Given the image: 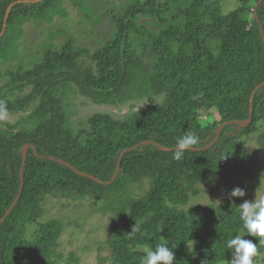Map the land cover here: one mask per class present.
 I'll use <instances>...</instances> for the list:
<instances>
[{
    "label": "trees",
    "instance_id": "trees-1",
    "mask_svg": "<svg viewBox=\"0 0 264 264\" xmlns=\"http://www.w3.org/2000/svg\"><path fill=\"white\" fill-rule=\"evenodd\" d=\"M15 1L19 0H0V34L3 33L6 9ZM203 1L196 0L185 10L183 29L169 27L153 38L149 48L156 61L152 66L129 44L115 40L91 56L95 71L79 69L76 54L67 49L61 53H48L42 64L23 79L33 86V93L39 98L31 117L39 121L40 129L45 132L31 140L33 148H29L26 158L22 156L26 141L0 155V218L17 195L21 171L24 178L19 201L0 224V264H50L47 258L54 251L60 223L40 225L32 241L24 239L26 223L34 221L39 213L40 189L49 184L63 188L88 184L94 188V196L103 198L104 209L114 218L111 249L115 264H141L143 255L132 250L133 246L155 249L157 244L166 243L175 252L174 264H202V261L218 264L233 253L227 242L237 234L259 243V238L250 236L243 227L239 207L234 204L188 211L166 204L185 201V189L180 184L183 179L198 183L220 176L225 180L229 172L225 162L228 147L236 146L237 141L252 129L251 126L226 125L209 149L185 151L182 158L176 160L173 158L176 142L185 134L192 132L199 137L193 146L198 149L207 147L217 136L220 125L201 126L196 111L216 107L225 114L222 123L247 120L250 97L254 89L264 83L261 38V31L264 34V0L257 4L250 21L242 10L221 16L209 5L204 6ZM37 5L41 4L14 5L8 23L14 20L18 11L27 16ZM200 8L202 12H199ZM134 13L159 15V11L145 7H135ZM201 16L205 18L203 24L196 20ZM203 33L206 35L202 38ZM209 36L221 40L216 54L204 46ZM171 43L176 45V51ZM188 46L191 47L189 54L186 52ZM68 82L80 95L97 103L118 104L159 95H164V102L138 111L124 123L105 115H93L89 120L91 132L87 134L94 138L76 160L68 163L81 173L79 175L50 159L62 160L51 153L50 147L55 139L62 138L60 129L64 117L55 95L65 89ZM0 104L6 110L12 109V106ZM252 111V119L258 112L264 116V85L254 94ZM261 140L264 153V134ZM146 141L150 143H144ZM126 149L130 150L122 157L120 170L110 185L101 186L87 177L109 183L120 155ZM145 179L153 183L150 194L133 204L126 200L128 187ZM115 201L122 205L128 201V206L133 208L130 215L121 214L122 210L113 204ZM135 225L136 230L132 232ZM192 243L196 245L187 253V247ZM258 250L263 247L258 246Z\"/></svg>",
    "mask_w": 264,
    "mask_h": 264
},
{
    "label": "rangeland",
    "instance_id": "rangeland-1",
    "mask_svg": "<svg viewBox=\"0 0 264 264\" xmlns=\"http://www.w3.org/2000/svg\"><path fill=\"white\" fill-rule=\"evenodd\" d=\"M195 1L173 0L167 7L169 0H19L15 2L41 5L34 7V11L27 16L18 11L14 20L8 23L13 6L19 4L12 2L14 5L0 37V102L12 106L11 110H6V116L0 119V155L13 151L16 144L22 141L27 142L24 146L33 145L31 140L45 132V129H40L39 121L31 117L39 104V98L33 93V86L23 79L42 64L48 53L71 50L76 54L79 69L95 71V62L91 59L93 53L119 40L124 45L129 44L138 55H143L152 66L156 61V56L149 48L153 38L169 27L183 29L186 24L184 12ZM259 2L204 0L203 5H209L221 16L242 10L250 21ZM135 7L151 8L159 11V15L134 13ZM202 11L200 8L199 12ZM196 20L200 24L205 22L203 16ZM205 35L203 33L202 38ZM220 42L219 38L209 36L204 46L207 51L216 54ZM171 47L176 51L174 43H171ZM190 49V46L186 48L188 54ZM55 97L64 118L60 129L62 138L53 141L50 151L60 156V161L70 164L83 149L89 147V141L94 138L87 134L91 132L89 120L93 115H105L113 121L124 123L138 111L164 102V95H159L118 104L97 103L92 98L80 95L71 82ZM224 115L216 107L196 111L197 120L203 127L221 125ZM250 126L252 129L237 141V145L227 149L228 158L225 162L229 172L225 180L220 176L198 183L183 179L180 184L185 189V201L177 204L167 202V206L181 211L207 206L218 209L230 204L239 207L245 200L254 201L264 197L261 140L264 116L258 112ZM236 187L244 189L243 198L231 197L230 193ZM152 188L153 183L148 179L132 184L127 189L126 200L129 199L132 204L141 201L150 194ZM93 189L88 184L71 188L49 184L40 189L37 199L39 213L34 221L26 223L24 239L32 241L40 225L60 223L54 251L47 258L50 264H115L111 249L113 214L104 209L105 201L94 196ZM124 202V205L117 201L113 204L122 210L121 214L130 215L133 208L128 206V201ZM195 245L190 244L187 253ZM257 246H262L263 250H258L259 255L254 258V264H264V243H257ZM144 247L133 246L132 250L144 256ZM232 259L233 253L218 264H230Z\"/></svg>",
    "mask_w": 264,
    "mask_h": 264
},
{
    "label": "clouds",
    "instance_id": "clouds-1",
    "mask_svg": "<svg viewBox=\"0 0 264 264\" xmlns=\"http://www.w3.org/2000/svg\"><path fill=\"white\" fill-rule=\"evenodd\" d=\"M7 114L6 107L0 104V119ZM199 137L192 132L180 137L176 142V150L174 159L180 160L185 151L192 150L193 146L198 143ZM231 197L243 198L245 196L244 189L236 187L230 193ZM240 219L243 227L250 236L259 238V243H264V197L255 199L254 201L245 200L239 205ZM136 230V225L132 232ZM227 247L233 249V259L230 264H254V258L259 255L258 246L252 240H246L241 234H237L234 238L227 242ZM145 255L141 264H174L176 257L175 252L166 243L157 244L155 249L144 247ZM205 264V261H202Z\"/></svg>",
    "mask_w": 264,
    "mask_h": 264
},
{
    "label": "water",
    "instance_id": "water-1",
    "mask_svg": "<svg viewBox=\"0 0 264 264\" xmlns=\"http://www.w3.org/2000/svg\"><path fill=\"white\" fill-rule=\"evenodd\" d=\"M260 1H261V0H260ZM16 3H19V2H15L14 4H16ZM14 4L9 5V7H8V9H7V12H6V18H5V20H4V25H3V27H5L6 20H7V16H8L9 11L11 10V8H12V6H13ZM2 35H3V33L0 34V37H1ZM261 38H262V40H263V44H264V34H263L262 31H261ZM262 85H264V83L258 85V86L254 89V91H253V93H252V95H251V97H250V116H249V118H248L247 120H243V121L233 120V121H229V122H224V123H222V124L218 127V129H217V136H216L215 140H214L211 144H209V145H208L207 147H205L204 149L192 148V150H189V151L199 152V151H204V150L209 149V148H210V147H211V146H212V145L218 140V138H219V136H220V134H221L222 129H223L226 125H230V124H238L241 128H246V127H248V126L251 124V122H252L253 97H254L255 92H256V91H257ZM144 143H150V141H146V142H144ZM29 148H33V145L27 144V145H25V146L22 148V156H23V158H26L27 151H28ZM161 149L164 150V151H168V149H165V148H163V147H161ZM129 150H130V149H126V150L122 151V153H121V155H120V158H119V160H118V164H117V167H116V170H115L114 176H113L112 180H111L109 183L105 184V183L100 182V181H98L97 179L92 178V177H90V176H87V177L90 178V179H92V180H94L95 182H98V183H99L100 185H102V186H108V185H110V184L115 180V177L117 176V174H118V172H119V170H120V164H121V159H122V157H123L124 154H125L126 152H128ZM34 154H36V153H35V150H34ZM50 159L53 160V161H55V162H57V163H59V164H61V165H64V166H66V167L72 169L73 171H75V172H77L79 175H81V173H79V172L77 171V169H76L75 167H73L72 165H70V164H68V163H65V162H63V161H57V160H55V159H53V158H50ZM23 187H24V180H23V172L21 171V172H20V186H19V189H18L17 195H16L15 199L13 200L12 204L10 205V207L6 210L5 214L0 218V224L5 220V218H6V217L11 213V211L15 208L17 202H18L19 199H20L21 193H22V191H23Z\"/></svg>",
    "mask_w": 264,
    "mask_h": 264
}]
</instances>
